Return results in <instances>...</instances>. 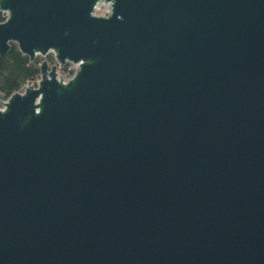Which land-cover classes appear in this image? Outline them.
Returning <instances> with one entry per match:
<instances>
[{
	"label": "water",
	"instance_id": "water-1",
	"mask_svg": "<svg viewBox=\"0 0 264 264\" xmlns=\"http://www.w3.org/2000/svg\"><path fill=\"white\" fill-rule=\"evenodd\" d=\"M0 14V264H264V0Z\"/></svg>",
	"mask_w": 264,
	"mask_h": 264
},
{
	"label": "trees",
	"instance_id": "trees-1",
	"mask_svg": "<svg viewBox=\"0 0 264 264\" xmlns=\"http://www.w3.org/2000/svg\"><path fill=\"white\" fill-rule=\"evenodd\" d=\"M3 20L0 14V22ZM48 61L52 62L51 56L48 57ZM39 62V58L30 62L27 57L18 52L14 45L6 55L0 56V92L5 98L38 78ZM63 70H66V67Z\"/></svg>",
	"mask_w": 264,
	"mask_h": 264
},
{
	"label": "built area",
	"instance_id": "built-area-1",
	"mask_svg": "<svg viewBox=\"0 0 264 264\" xmlns=\"http://www.w3.org/2000/svg\"><path fill=\"white\" fill-rule=\"evenodd\" d=\"M99 10H101V9H99ZM98 11V10H97ZM96 11V12H97ZM95 12V13H96ZM108 11H107V9H106V12L103 14V16L107 13ZM67 67H68V69H67ZM74 70H75V66L74 65H71V64H67L66 65V70H62L61 71V73H60V75L63 77V79H68V78H70L71 76H72V74H73V72H74Z\"/></svg>",
	"mask_w": 264,
	"mask_h": 264
},
{
	"label": "flooded vegetation",
	"instance_id": "flooded-vegetation-1",
	"mask_svg": "<svg viewBox=\"0 0 264 264\" xmlns=\"http://www.w3.org/2000/svg\"><path fill=\"white\" fill-rule=\"evenodd\" d=\"M102 9H106V8L103 7ZM1 16H2V15H1ZM50 56H51V58H52V62H49V61H48V57H50ZM38 58H39V57H38ZM36 59H37V58H36ZM36 59H35V60H36ZM39 59H40V62H41V59H42V58H39ZM45 59L49 62V64H53V63H54L52 55H48L47 57H45ZM40 62H39V63H40ZM39 63H38V64H39ZM65 67H66V65H65ZM65 67H63V68H65ZM63 68L57 70L59 74L61 73V71L63 70Z\"/></svg>",
	"mask_w": 264,
	"mask_h": 264
},
{
	"label": "rangeland",
	"instance_id": "rangeland-1",
	"mask_svg": "<svg viewBox=\"0 0 264 264\" xmlns=\"http://www.w3.org/2000/svg\"><path fill=\"white\" fill-rule=\"evenodd\" d=\"M106 12V9H101V10H98L96 13H95V15L96 16H103V14ZM43 59H41V61H42ZM67 69H68V67H67Z\"/></svg>",
	"mask_w": 264,
	"mask_h": 264
}]
</instances>
